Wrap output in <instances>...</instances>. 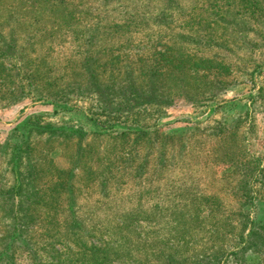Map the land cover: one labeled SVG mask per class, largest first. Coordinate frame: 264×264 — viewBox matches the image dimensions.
Segmentation results:
<instances>
[{"label": "rangeland", "instance_id": "rangeland-1", "mask_svg": "<svg viewBox=\"0 0 264 264\" xmlns=\"http://www.w3.org/2000/svg\"><path fill=\"white\" fill-rule=\"evenodd\" d=\"M0 264H264V0H0Z\"/></svg>", "mask_w": 264, "mask_h": 264}, {"label": "trees", "instance_id": "trees-1", "mask_svg": "<svg viewBox=\"0 0 264 264\" xmlns=\"http://www.w3.org/2000/svg\"><path fill=\"white\" fill-rule=\"evenodd\" d=\"M247 14V13H246ZM14 168H17V167H14Z\"/></svg>", "mask_w": 264, "mask_h": 264}]
</instances>
